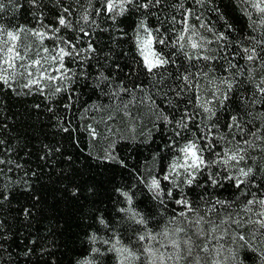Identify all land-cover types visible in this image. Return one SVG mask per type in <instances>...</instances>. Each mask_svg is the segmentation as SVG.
<instances>
[{"label":"trees","instance_id":"1","mask_svg":"<svg viewBox=\"0 0 264 264\" xmlns=\"http://www.w3.org/2000/svg\"><path fill=\"white\" fill-rule=\"evenodd\" d=\"M4 2L6 11L0 22L14 20L18 24L35 25L27 0H18L23 5L18 10L8 5L7 0ZM67 4H72V0H42L40 11L44 13V22L55 23L61 7ZM181 4L201 16L200 21L192 19L190 23L197 25V30L207 39L214 40L213 33L199 28L201 22L229 37L227 48L217 43L206 46L208 51L204 54L216 59L188 61L177 50L172 57L175 63L160 69L156 75L149 74L143 68L132 31L138 17L124 18L119 26L127 35L119 39L121 33L111 21L96 17L98 27L91 29V41L97 51L82 66L69 64L77 75L74 82H69L67 92L51 97L35 91L17 95L6 88L0 90V139L4 140L0 148L9 150L0 152V158L15 162L10 165L11 172L0 174V184L7 185L0 191L9 194V199L0 204V264H78L83 259H92L93 246L102 251L107 246L91 244L90 234L95 232L105 238L109 235L98 223V216L107 220L122 243L132 247L138 255L141 247L151 246L161 252V245L169 244L162 235L155 241H136L135 235L144 234L143 228L118 212L127 205L117 189L133 195V207L142 213L149 231L172 233L177 225L169 221L182 209L167 197L161 205L153 198L147 184L153 176L161 175L178 155L175 149L164 147L169 139L176 140L177 147L185 142L182 137L173 136V126L166 125L162 118L178 110L187 109L193 116L189 122L191 132L183 133V137L191 138L193 133L206 135L209 130L206 125H216L212 128L216 136L212 141L216 145L215 152L235 147L242 138L249 139L253 146L248 148L246 162L239 166L252 167L256 185L264 188V101L253 103L259 99L256 85L264 79V67L259 61L251 63L241 55H232L239 51L241 42L249 46L245 37L260 39L264 25L259 24V14L244 0H203L202 4H196L195 0H162L160 7L148 17L149 24L167 29L166 35L174 40L182 25L173 24L172 17L177 21L182 18ZM73 7L75 23L79 6ZM62 33L68 38L79 35L63 29ZM88 41V37H83L80 46L86 47ZM46 44L51 47L50 42ZM163 50L166 54L173 52L171 47ZM184 51L192 50L185 48ZM229 63L236 67L229 68ZM188 73L196 74L192 90L179 79ZM225 77H234V86L223 105L216 101L210 105L216 115L209 120L198 107L196 96L210 99L214 86H219ZM137 85L144 91L138 90ZM120 86L133 90L135 103H128L131 96L119 92ZM110 90L118 92V97L109 95ZM148 96L154 104L147 100ZM69 103L71 107L66 108ZM124 103H128L132 117L124 114ZM109 115L112 120L107 119ZM231 116L240 118L243 137L235 128L227 127ZM89 126L96 129V138L89 135ZM63 127L70 131L64 132ZM253 132L255 136L249 135ZM45 145L59 151L46 155ZM109 155L116 156L123 164L107 159ZM205 155L211 158L208 153ZM212 171L215 173L217 168ZM162 184L170 187L166 182ZM184 191L195 204H201V197L231 200L236 192L231 183H224L222 188L207 185L202 189L194 185L185 187ZM25 209L30 211L29 216L24 215ZM249 256L247 264H258L255 255L250 253ZM94 259L100 264H117L113 253ZM136 264H149V260L142 255Z\"/></svg>","mask_w":264,"mask_h":264},{"label":"snow or ice","instance_id":"2","mask_svg":"<svg viewBox=\"0 0 264 264\" xmlns=\"http://www.w3.org/2000/svg\"><path fill=\"white\" fill-rule=\"evenodd\" d=\"M202 2L203 0H195L196 4H202ZM244 2L259 14V24L264 25V0H244ZM7 3L15 10L23 7L18 0H7ZM27 4L30 6L29 14L35 21L34 26L18 24L14 20L8 23L0 22V90L6 88L17 95L31 94L35 91L41 95L54 97L61 92H67L69 82H74L77 75L69 64L75 63L82 66L97 51L91 41V29L98 27L96 17H103L116 26L115 30L121 33V37L117 39L127 35L119 26L124 18L138 17V22L132 29L136 49L142 59L143 68L152 75H156L167 65L175 63L172 58L174 51L182 52L188 61L193 59L210 61L216 57L204 54L208 51L207 45L217 43L221 44L222 48L230 46L229 37L225 32H215L203 22L199 24V28H205L213 33L214 40H209L202 35L197 30V25L190 23L192 19L200 21L201 16L194 13L191 7L184 8L183 4L179 6L183 9L182 18L177 21L175 16L172 17L173 24L182 25L181 29L175 33L174 40L166 35L167 29L162 30L160 27L152 26L148 21V17L160 7L162 0H95V2L84 0L83 3L81 0H72V4L61 7L55 23L47 24L44 22V13L40 11L42 0H27ZM74 5L79 6L77 13L79 18L75 23L73 22ZM5 11L6 4L4 0H0V21H3ZM248 14L251 15V13ZM253 23L255 24L256 21ZM228 28L230 30L231 26L229 25ZM62 29L64 32L72 31L79 35L68 38L62 33ZM85 36L89 38V41L86 47H81L80 41ZM244 39L249 46L245 47L241 42L239 51L232 55H241L245 61L251 63L259 61L264 67V35L260 39L256 37ZM46 41L51 43V47L46 44ZM168 47H171L173 52L166 54L163 49ZM185 48L192 51H184ZM233 67L236 65L229 63V68ZM195 75L188 73L179 79L189 90H192L195 87L192 83ZM203 75L206 77L207 73ZM103 79L107 81L108 77ZM233 79L223 78L219 86H214L210 99L196 96L198 107L207 114V119L210 120L216 115L215 109L210 107L214 101L223 105L228 99V93L234 86ZM211 83L215 85L214 81ZM256 88L260 95L258 100H253V103L264 101V79L256 85ZM137 89L144 91L140 85H137ZM23 90L27 91L23 92ZM181 91H184L183 87ZM119 92L131 96L128 103L136 102L137 98L132 89L120 86ZM108 94L118 97L116 91L110 90ZM176 95L179 96L180 93L177 92ZM147 100L155 103L150 96ZM128 103L123 104L124 114L132 117L133 114L128 111ZM65 107H71V103L66 104ZM49 110L51 111V108ZM162 118L166 125L173 126V136L182 137L185 142L177 147L178 142L169 139L168 144L164 145L169 150L175 149L178 155L171 160L161 175L151 178L147 188L161 205H164V198L167 197L182 209L169 221L177 226L171 234L168 231L153 234L147 229V221L142 213L134 209L133 195L121 189L117 191L124 197L127 206L119 208L118 212L142 226L144 234L135 235L138 243L146 240L155 241L162 235L171 245L172 252L167 255L165 252H159L157 255L158 250L154 251L153 247L149 246L138 249L141 253L138 255L132 247L122 243L117 231L110 227L107 220L98 216V223L108 231L109 235L105 238L93 232L88 239L93 245L100 243L107 247L102 251L100 247L93 246L90 253L93 258L78 261V264H100L94 258L108 253L116 255L117 264H136L141 261L142 255L149 260V264H168L169 261L172 264H247L250 253L258 258V264H264V188L256 185L252 167L239 166L242 162H246L248 148L253 146L251 141L242 138L235 147L215 152L216 145L212 141L216 139V136L212 128L216 125H206L209 129L206 135L197 136L193 133L191 138H187L183 137V133L191 132L189 122L193 120V116L187 109L178 110L171 116L163 115ZM107 119L112 120L113 117L109 115ZM227 127L229 130L235 128L243 137L244 126L238 116H231ZM62 130L70 131L67 127H63ZM108 130L111 131V128ZM88 131L91 137L98 136L95 128L89 126ZM249 135L255 136V133H249ZM3 144L4 140L0 139V146ZM45 149L46 155L59 151L47 145ZM8 151V149L0 148V152ZM206 153L211 156L210 159L206 158ZM106 158L123 164V161L114 155ZM14 163V161L0 158V165L5 166L0 167V174L11 172L10 165ZM15 166L21 167L19 164ZM213 168H217L215 173L212 171ZM32 175L35 176L36 173L33 172ZM201 177L206 178L201 180ZM162 182H166V185L170 187H166ZM224 183H231L236 190L231 200H221L216 197L205 200L201 197V204H195L184 191L185 187L192 188L194 185L202 189L207 185L222 188ZM6 187L7 185L0 184V188ZM254 188L255 191H253ZM8 199L9 194L6 191H0V204ZM24 215L29 216L30 211L25 209ZM161 247L166 246L161 245Z\"/></svg>","mask_w":264,"mask_h":264},{"label":"rangeland","instance_id":"3","mask_svg":"<svg viewBox=\"0 0 264 264\" xmlns=\"http://www.w3.org/2000/svg\"><path fill=\"white\" fill-rule=\"evenodd\" d=\"M169 244H166L165 246L166 247H163V250L161 251V252H165V254L167 255L168 253H170V252H172V247H171V245H169ZM157 255H159V252L157 251ZM168 264H172V262L171 261H169L168 262Z\"/></svg>","mask_w":264,"mask_h":264}]
</instances>
